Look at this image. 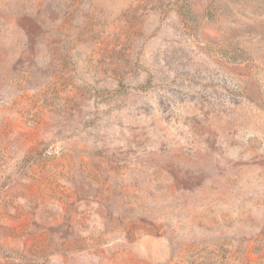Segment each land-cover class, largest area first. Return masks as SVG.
<instances>
[{
    "label": "rangeland",
    "instance_id": "374dc122",
    "mask_svg": "<svg viewBox=\"0 0 264 264\" xmlns=\"http://www.w3.org/2000/svg\"><path fill=\"white\" fill-rule=\"evenodd\" d=\"M0 264H264V0H0Z\"/></svg>",
    "mask_w": 264,
    "mask_h": 264
}]
</instances>
